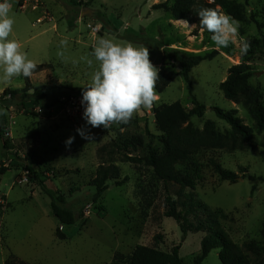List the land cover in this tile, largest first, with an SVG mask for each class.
<instances>
[{
    "label": "rangeland",
    "instance_id": "rangeland-1",
    "mask_svg": "<svg viewBox=\"0 0 264 264\" xmlns=\"http://www.w3.org/2000/svg\"><path fill=\"white\" fill-rule=\"evenodd\" d=\"M41 1L43 8L36 11L30 7L22 9L21 0H9L10 15L15 20L13 29L17 31L26 25L34 33L49 29L46 35L30 43L23 40L22 31H17L19 36L12 32L9 37L21 43L22 51L36 65L49 68L30 77L32 85L44 87L41 90L47 94L39 105L22 94L4 103L0 100V264H128L138 245L158 246L168 252L181 245L184 264H195L201 254L204 234L191 233L183 241L177 222L165 216L166 187L145 163L150 150L158 154L163 151L162 133L154 115L140 111L127 125L93 128L82 115L76 116L68 109L63 99L82 94L83 87L91 81L98 68L91 52L100 38L149 48L150 60L159 69L160 77L156 108L180 102L191 110L192 96L206 106L203 117L194 116L181 127L190 125L201 135L193 148L191 163L179 165L178 170L197 174L195 192L211 208L223 210L228 216L224 224L237 245L263 243L264 182L252 193V183L242 176L247 171L264 177V127L258 126L250 107L227 100L220 85L227 80L230 68L248 65L253 73L250 86L261 91L264 104V52L255 56L249 50L245 55L240 53L241 39L250 45L254 39L264 41V30L260 32L249 21L264 0H222L241 9L247 18L239 22V36L227 47H217L211 34L199 30L196 24L188 22L192 26L187 27L184 20L153 8L174 0ZM219 9L225 13L221 6ZM44 13H48L49 20L37 23ZM41 39L46 46L34 47ZM210 54L215 57L192 67L189 90L182 62L190 63L194 56ZM87 59L93 60L91 67ZM163 76L171 79L159 92ZM2 87L5 88L1 90ZM24 87L21 75L10 83H0V93L7 89L20 92ZM32 93L33 90L29 92ZM55 99L54 106L43 108ZM215 107L236 110L243 124L252 128L256 144L245 143L234 151L228 146L213 148L202 135L208 123L223 135L232 131L228 123L218 118ZM89 136L92 139L85 138ZM69 138L74 139L67 144ZM6 140L8 149L4 146ZM131 140H136V145L125 152L123 146ZM125 154L142 162H124ZM112 159L120 169V179L109 181L108 188L94 203L96 188L91 182L98 167ZM213 161L239 179L222 180ZM3 168L7 171L1 173ZM30 170L65 197L64 207L77 217L74 224L61 225L52 212L50 198L38 187ZM169 190L173 194L177 188L169 185ZM79 214L83 218H78ZM219 253V249L213 250L202 264H221ZM258 260L264 264V255Z\"/></svg>",
    "mask_w": 264,
    "mask_h": 264
},
{
    "label": "trees",
    "instance_id": "trees-1",
    "mask_svg": "<svg viewBox=\"0 0 264 264\" xmlns=\"http://www.w3.org/2000/svg\"><path fill=\"white\" fill-rule=\"evenodd\" d=\"M221 6L225 13L238 20L244 22L247 20L242 10L233 7L230 4H225L222 0H214L209 3L208 0H174L172 4L169 2L155 5V10H162L171 13L176 20H186L190 24H196L199 30V16L197 11L201 8H216ZM257 29L262 32L264 30V4L260 3L259 7L251 13L250 20ZM206 33L210 32L204 30ZM212 35V34H211ZM264 52V41L254 39L249 48V54L255 56L258 53ZM215 57V54H210L205 57L194 56L192 62H182V72L184 80L187 83L189 90L192 87L190 73L194 65L199 64L203 60H210ZM49 68V65H37L33 74ZM252 68L248 65L241 64L230 68L229 76L226 81L221 83L220 90L224 97L236 104L248 106L253 111L254 118L257 120L259 127H264V104L262 101V93L259 89H253L250 86L252 77ZM25 87L18 90L7 89L5 94L11 93L14 96L22 94L30 97L35 104H40V101L47 98L44 87H35L32 85L30 78L24 76ZM162 77V75H161ZM163 83L159 88L162 92L170 81V77L163 76ZM33 90L32 94H29ZM194 108L188 110L180 102L172 104H164L155 109V120L159 131L162 133L161 141L163 151L158 154L155 150H150L149 156L145 163L152 167L154 174L166 187L168 192L166 196V212L165 216L175 220L181 230L183 241L191 233H203L201 240V254L196 258L195 264H202L208 255L215 249H219V259L221 264H262L258 259L264 255V242H251L243 247L237 245L228 230L225 227L224 221L228 216L223 210L213 209L203 202L195 192L197 186L196 176L184 174L178 170V166L182 164H190L192 161L193 148L197 146V138L201 135L200 132L187 126L181 129L182 125L197 116L203 117L206 111V106L200 103L195 96H192ZM57 103V99L45 104L43 108H50ZM214 111L219 119L228 123L232 131L227 134L215 132L214 124L208 123L202 132L213 148L229 147L231 150H237L246 144L255 145L253 138V130L251 127L244 125L243 121L237 116L236 110H224L215 107ZM200 133V134H199ZM213 137V138H211ZM241 137V140L239 138ZM203 138L201 137L200 141ZM140 143V142H138ZM136 140H131L124 144V151L127 152L129 146H135ZM6 149L9 148V142H4ZM264 148V142L262 143ZM264 153V152H263ZM34 157V154H30ZM124 162L141 163L142 160L138 157H131L125 154L122 158ZM109 164H102L98 167L96 175L92 180V185L96 188V194L93 197V202L96 203L101 195L108 188L109 181L120 179V169L115 164V160H110ZM215 172L224 181H236L239 176L234 172L223 169L219 164L213 161ZM3 168L1 173L6 172ZM34 176V180L38 182V187L41 191L50 198L51 209L54 216L58 219L61 225H72L77 217L74 212L65 208L66 199L59 192L49 188L44 181H41L33 170H30ZM198 172V170H197ZM242 178H248L252 183V193H254L260 182H264V177H256L244 171ZM169 185L177 188L176 192L171 194ZM78 218H83L79 214ZM181 245L175 246L171 251H163L158 246L149 247L138 245L131 256L128 264H184L180 256ZM252 257H255L254 261ZM21 264H27L22 262Z\"/></svg>",
    "mask_w": 264,
    "mask_h": 264
},
{
    "label": "clouds",
    "instance_id": "clouds-1",
    "mask_svg": "<svg viewBox=\"0 0 264 264\" xmlns=\"http://www.w3.org/2000/svg\"><path fill=\"white\" fill-rule=\"evenodd\" d=\"M214 0H209L213 3ZM12 4L0 0V83H10L14 77L30 78L37 68L36 63L22 51L21 43L9 39L15 20L10 15ZM199 26L210 32L217 47H227L239 36L238 20L216 8H201L197 11ZM187 27H191L184 20ZM250 42L240 40L241 55L247 54ZM98 62L91 81L83 87L81 104L83 118L93 128L108 129L112 124L127 125L142 109H151L159 100L156 92L159 69L150 60L149 48L135 46L131 42L117 43L100 38L91 52ZM87 64L93 65L92 59ZM123 131V129H121ZM77 131H80L79 129ZM86 139H92L90 136ZM69 138L67 144L72 142Z\"/></svg>",
    "mask_w": 264,
    "mask_h": 264
},
{
    "label": "built area",
    "instance_id": "built-area-1",
    "mask_svg": "<svg viewBox=\"0 0 264 264\" xmlns=\"http://www.w3.org/2000/svg\"><path fill=\"white\" fill-rule=\"evenodd\" d=\"M21 2H22L21 5L22 9L26 7H30L33 10L37 11L43 8L41 0H21ZM46 20H49L48 13H44L41 17H39L37 23L42 24ZM11 99H13V95L11 93H7V94H5L4 92L0 93L1 102L3 101L4 103L5 101ZM63 99L66 102L68 109H71L74 112V114H76V116H81V115L83 116L84 106L81 104L82 94L74 97L63 98ZM155 109H156V104H154V106L151 109H142L141 112H143L144 114L154 115L155 117Z\"/></svg>",
    "mask_w": 264,
    "mask_h": 264
},
{
    "label": "crops",
    "instance_id": "crops-1",
    "mask_svg": "<svg viewBox=\"0 0 264 264\" xmlns=\"http://www.w3.org/2000/svg\"><path fill=\"white\" fill-rule=\"evenodd\" d=\"M33 27H34V24L32 25V28ZM16 29H13L14 34L17 35V36H19L18 35V32L19 31H22L23 34H24V36H22L23 37V40L25 42H28V43L34 42L38 38H41L42 36L46 35L47 32L49 31V29H44V30H40V31H37L36 33H34V30L33 29L32 30L29 29V26L28 25L23 26V28H21L20 30L18 29L17 30L18 32L16 31ZM45 43H46L45 40L44 39H41V40L38 41V44H34L35 45L34 47H36V48L38 47L39 49H42V47H45L46 46ZM4 88L2 87L1 90H3Z\"/></svg>",
    "mask_w": 264,
    "mask_h": 264
},
{
    "label": "water",
    "instance_id": "water-1",
    "mask_svg": "<svg viewBox=\"0 0 264 264\" xmlns=\"http://www.w3.org/2000/svg\"><path fill=\"white\" fill-rule=\"evenodd\" d=\"M0 129H1V125H0Z\"/></svg>",
    "mask_w": 264,
    "mask_h": 264
}]
</instances>
